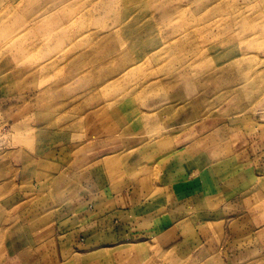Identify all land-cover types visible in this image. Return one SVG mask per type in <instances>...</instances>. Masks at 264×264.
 <instances>
[{
  "label": "rangeland",
  "instance_id": "1",
  "mask_svg": "<svg viewBox=\"0 0 264 264\" xmlns=\"http://www.w3.org/2000/svg\"><path fill=\"white\" fill-rule=\"evenodd\" d=\"M237 129L264 136V0H0V197L53 182L64 205L77 156L117 160L110 187L154 188L191 158L223 170L231 152L218 134ZM213 193L205 208L222 210ZM217 211L172 215L179 224L127 215L120 249L134 264H264V228Z\"/></svg>",
  "mask_w": 264,
  "mask_h": 264
},
{
  "label": "crops",
  "instance_id": "2",
  "mask_svg": "<svg viewBox=\"0 0 264 264\" xmlns=\"http://www.w3.org/2000/svg\"><path fill=\"white\" fill-rule=\"evenodd\" d=\"M218 138L223 144L225 141L231 152L229 161L224 158L220 161V157L217 160L224 164L225 169L221 170L222 166L204 168L203 157H189L186 161H190L185 162L186 171L181 162L173 168H165L159 186L154 188L143 181L127 185L128 179L125 181L116 177L118 180L110 187L107 184V168L112 167L117 174L118 161L106 158L101 164L82 161L85 156L73 158L71 164L69 161V190L62 202L64 205H60V195L56 196L61 188L52 190L53 182L47 193L43 187L41 193L29 192L27 184L21 183L17 193L0 197V264H134V260H130L133 258L129 253L131 250L120 249L122 234L116 232V227L125 216L135 215L139 220L154 222L157 219L153 216L158 210L164 212L163 222L179 224L185 219L173 221L172 215L194 208L197 216H203L201 222H209L204 217L217 210L209 211L205 204L209 205L211 197L216 196L214 191L222 192V210H218L217 214L227 209L230 217L236 213L240 215V218L232 219L234 224L242 221L247 227H252L258 223L264 228V173L259 177L253 176L258 152L264 150L263 134L237 129L223 138L218 134ZM238 143L243 144L242 148L234 152ZM219 153L220 149L217 150ZM261 166L264 168L263 162ZM25 172L20 177L26 179ZM253 178L260 183L259 192L252 190ZM157 189L161 190L163 205L156 208L152 194ZM29 195L35 200L27 198ZM215 199L219 201L220 198ZM155 203L158 201L155 200ZM80 237L85 242L83 251H77ZM111 242L116 243L114 250L105 247ZM129 247L141 250L138 244Z\"/></svg>",
  "mask_w": 264,
  "mask_h": 264
}]
</instances>
